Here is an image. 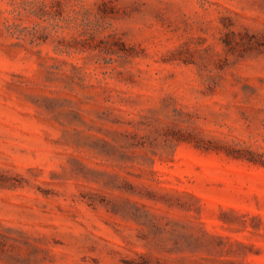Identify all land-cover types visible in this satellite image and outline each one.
<instances>
[{
    "label": "rangeland",
    "instance_id": "rangeland-1",
    "mask_svg": "<svg viewBox=\"0 0 264 264\" xmlns=\"http://www.w3.org/2000/svg\"><path fill=\"white\" fill-rule=\"evenodd\" d=\"M0 264H264V0H0Z\"/></svg>",
    "mask_w": 264,
    "mask_h": 264
}]
</instances>
